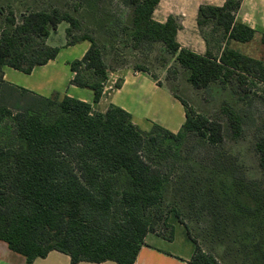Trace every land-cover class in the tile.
Here are the masks:
<instances>
[{"label":"trees","instance_id":"obj_1","mask_svg":"<svg viewBox=\"0 0 264 264\" xmlns=\"http://www.w3.org/2000/svg\"><path fill=\"white\" fill-rule=\"evenodd\" d=\"M125 1L134 8L131 27L122 28L128 49L140 51L162 44L195 89L217 83L226 89L236 84L244 96L255 85H264V62L229 47L232 40L248 43L255 36L254 29L236 20L242 0L199 8L198 26L208 45L204 55L180 45L181 26L175 18L165 23L154 19L161 0ZM86 2L88 9L96 8L90 0ZM63 22L69 25L68 39L73 29L81 30L78 18L58 8L29 12L20 22L11 17L0 30V125L12 116L18 140L16 146L0 144V240L28 264L52 251L70 256L73 264H135L146 237L156 232L163 219L166 167L153 164L144 154L146 145L158 144L153 133L174 141L194 133L211 146H219L225 131L234 140L242 135L243 117L235 106L224 102L225 127L177 97L187 110L182 129L172 133L155 124L144 132L119 107L112 105L101 113L67 95L43 97L5 81L6 66L31 74L56 59L59 48L49 46L47 39ZM210 24L214 26L211 34ZM83 41L90 48L70 64L71 85L91 90L97 104L109 79V46L89 35L73 37L67 46ZM136 70L149 72L140 66ZM121 86L119 80L113 89ZM260 99L264 103V90ZM256 151L264 170V137L258 139ZM188 264L221 263L195 244Z\"/></svg>","mask_w":264,"mask_h":264},{"label":"rangeland","instance_id":"obj_2","mask_svg":"<svg viewBox=\"0 0 264 264\" xmlns=\"http://www.w3.org/2000/svg\"><path fill=\"white\" fill-rule=\"evenodd\" d=\"M90 2L96 6L94 10L88 9L86 0H0V30L11 17L20 22L29 12L58 8L78 18L81 30L73 29L68 39L65 30L60 29L52 35L49 45H61L64 37L67 45L73 37L94 36L104 47L109 46L106 61L114 74L112 87L126 70L140 66L190 108L225 127L221 106L224 102L235 106L243 117V133L234 140L225 131V140L219 146H211L194 133H188L180 141L153 133L158 144L146 145L145 158L166 167L167 180L161 208L163 219L153 235L173 241L174 245L165 249L175 253L188 254L195 250L196 244L221 264H264V170L256 151L258 139L264 137V103L260 99L264 85H255L244 96L236 84L226 89L219 83L208 89H195L187 80V72L162 44L140 51L127 48L122 28L131 27L134 8L125 0ZM213 30L210 24L209 34ZM79 49L73 51L74 56L79 55ZM252 52L264 62V49L260 45H254ZM146 126L140 125L142 129ZM14 131V120L8 116L0 125V144L16 146Z\"/></svg>","mask_w":264,"mask_h":264},{"label":"crops","instance_id":"obj_3","mask_svg":"<svg viewBox=\"0 0 264 264\" xmlns=\"http://www.w3.org/2000/svg\"><path fill=\"white\" fill-rule=\"evenodd\" d=\"M227 0H161L154 12V19L165 23L170 17L175 18L181 26L177 40L183 48L190 49L198 54H206L208 45L198 26L199 8L202 5L222 7ZM236 20L248 25L255 30L251 42L241 43L232 40L229 47L242 54L258 59L252 52L254 45H260L264 33V0H242L241 7L236 15ZM61 27V28H60ZM67 24L62 23L47 39L49 45L52 35L64 29L65 37ZM62 41L56 59L46 65L36 67L31 74H25L11 67H4V79L9 84L31 91L43 97L55 94L69 96L92 105L93 110L104 113L110 106L119 107L132 116V120L143 131H150L153 125H159L172 133H178L187 119V110L183 103L169 87L159 85V81L151 72L126 70L122 77V86L113 89L110 85L114 74L109 71L105 94L99 103H94V93L89 89L71 85L74 73L70 64L84 57L90 48L87 41L74 46H67L66 39ZM51 46V45H49ZM225 46V45H224ZM80 47L77 53L73 51ZM141 124H147L141 128ZM174 242L163 240L150 234L141 247L135 264H188L194 250L188 254L175 253L165 249ZM0 264H28L26 258L12 251L8 244L0 240ZM31 264H73L71 257L58 251L50 252L44 258H38ZM78 264H117L113 261L103 263L81 262Z\"/></svg>","mask_w":264,"mask_h":264}]
</instances>
